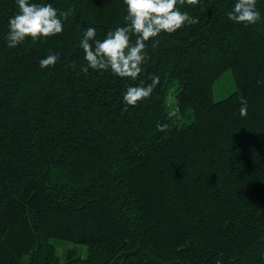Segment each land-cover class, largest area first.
I'll use <instances>...</instances> for the list:
<instances>
[{
	"label": "trees",
	"instance_id": "trees-1",
	"mask_svg": "<svg viewBox=\"0 0 264 264\" xmlns=\"http://www.w3.org/2000/svg\"><path fill=\"white\" fill-rule=\"evenodd\" d=\"M236 2L177 0L199 22L150 38L132 80L80 70L83 32L124 26V0H29L72 11L14 48L18 6L0 0V264H264V0L252 25L228 19ZM149 74L150 97L125 105ZM51 239L85 254L61 261Z\"/></svg>",
	"mask_w": 264,
	"mask_h": 264
},
{
	"label": "clouds",
	"instance_id": "clouds-1",
	"mask_svg": "<svg viewBox=\"0 0 264 264\" xmlns=\"http://www.w3.org/2000/svg\"><path fill=\"white\" fill-rule=\"evenodd\" d=\"M181 5H196L198 0H180ZM18 12L8 20L9 31L6 36L9 48L17 47L25 38L33 41L41 37H51L62 33L63 20L71 14V9L60 11L52 4L29 3V0H16ZM126 15L124 26L109 30L103 40H96V29L88 27L79 44L84 52L86 64L81 67L82 73L89 68L99 71L110 70L121 78L136 80L142 72L141 64L147 58L144 54L146 42L161 32L174 33L186 23L194 25L198 19L186 11L177 10V0H124ZM228 19L245 25L260 21V12L256 8V0H237ZM135 35V42L131 37ZM94 41L93 43H91ZM59 57L49 54L40 59L39 66L48 68L55 66ZM151 83L146 86H128L123 94L125 105L135 106L138 101L150 97L154 87L159 83V75L149 74ZM259 83V81L257 82ZM241 107L239 115H247V101L239 97ZM126 110V109H125ZM174 113H169V116ZM163 130V127L161 128ZM264 258V257H262ZM216 264H221L220 260Z\"/></svg>",
	"mask_w": 264,
	"mask_h": 264
},
{
	"label": "rangeland",
	"instance_id": "rangeland-1",
	"mask_svg": "<svg viewBox=\"0 0 264 264\" xmlns=\"http://www.w3.org/2000/svg\"><path fill=\"white\" fill-rule=\"evenodd\" d=\"M233 89V81L231 72L228 70L222 74V76L215 82L213 87V99L220 100L227 96ZM168 103H174L175 99L171 94L167 96ZM172 107V105H170ZM52 244H54L56 253L61 261H65L74 256H83L85 254V246L80 244H75L72 242L51 239Z\"/></svg>",
	"mask_w": 264,
	"mask_h": 264
}]
</instances>
